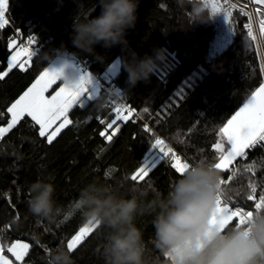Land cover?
<instances>
[{"label":"trees","instance_id":"16d2710c","mask_svg":"<svg viewBox=\"0 0 264 264\" xmlns=\"http://www.w3.org/2000/svg\"><path fill=\"white\" fill-rule=\"evenodd\" d=\"M99 13L98 0H8V23L0 28V72L5 73L0 77V127L9 120L11 103L62 53L87 62L96 75L118 61L111 81L140 118L134 123L119 120L115 134L109 128L102 137L100 132L116 116L99 95L70 110L69 125L51 144L40 137L38 125L28 117L0 137V243L5 245V255L14 241L29 246L23 260L14 264H44L48 250L67 248V239L87 221L73 203L91 180L120 182L125 189L151 185L166 194L182 175L167 159L158 161L143 181L130 179L140 161L154 154L151 145L156 135L188 164L202 159L214 165L212 145L219 129L263 83L247 20L225 0H139L135 25L125 33L126 43L96 44L92 52H85L72 43L73 22L81 14L90 19ZM16 36L31 37L40 52L25 69L6 71ZM145 57L152 59L154 68L130 87L123 64ZM109 135L111 141L106 139ZM219 172L225 182L223 198L231 206L252 211L264 192V143L247 150L228 171ZM38 178H51L55 185L54 197L63 209L55 221L37 218L27 209V188ZM152 219L153 214L146 213L136 223L149 258L160 257L163 264L166 257L153 247ZM102 239L100 228L86 237L72 251L76 264H103L98 251Z\"/></svg>","mask_w":264,"mask_h":264},{"label":"clouds","instance_id":"9594fccd","mask_svg":"<svg viewBox=\"0 0 264 264\" xmlns=\"http://www.w3.org/2000/svg\"><path fill=\"white\" fill-rule=\"evenodd\" d=\"M100 13L81 14L73 22L72 43L92 52L93 46L126 43L125 33L134 27L139 0H98ZM127 82L134 86L154 68L151 58L125 61ZM78 78L67 80L75 82ZM234 176L237 173L233 174ZM51 178L37 179L27 188L28 211L37 218L55 221L63 211L57 204ZM221 174L213 164L194 159L175 178L166 194L151 185L122 188L120 182L91 180L80 190L73 208L103 232L98 251L103 264H161L150 259L144 235L136 221L153 214V247L166 257L163 264H264V203L252 210L242 226L221 228L213 216L221 194ZM44 264H76L63 246L50 249Z\"/></svg>","mask_w":264,"mask_h":264},{"label":"snow or ice","instance_id":"6c2138e0","mask_svg":"<svg viewBox=\"0 0 264 264\" xmlns=\"http://www.w3.org/2000/svg\"><path fill=\"white\" fill-rule=\"evenodd\" d=\"M254 3L257 6L255 12L248 13L249 24L246 25L249 29L248 35L256 39L252 27L253 24H258L259 37L264 39V0H254ZM7 6L8 0H0V28L8 23L5 19ZM24 52L29 58L31 57V53L27 49ZM18 56L19 53L9 58L8 69L13 68ZM20 67L23 70L24 64L21 63ZM4 75V72H0V77ZM58 78H62L59 70L45 68L35 82L7 108L10 119L6 127H0V136H3L9 129H12L22 117L27 116L35 122V125L39 126L40 137H46L48 143L51 144L58 134H60L61 129L70 123L68 119L69 109L77 103L83 105L84 102L81 97L87 95L88 98H91L93 91H95L94 89L89 91L90 77L87 74H83L72 83L62 78L63 86L50 99L46 98L44 95L46 89ZM181 96L183 97V93H181ZM169 103H172V101ZM121 111H128L131 114L134 109L127 105H121L120 108L116 109V119L112 120L108 128L100 132L102 137L106 135L109 128L113 129L114 135L115 130L120 127L118 121H127L129 119L127 115L122 116L120 114ZM0 115L3 114L0 113ZM101 122L103 123V121ZM144 127L145 131L150 130L147 124ZM219 134L220 140L213 145L216 150L220 151V163L213 165L216 169L227 167L235 158L244 156L246 149L253 147L258 142H264V83H261L251 93V97L219 129ZM224 138H226L229 147L222 150ZM106 139L111 141L113 136L109 135ZM151 149L158 150V152L155 151V159L152 163L140 161L139 166L131 173L130 179L133 182L137 180L143 181L147 178L155 168L157 161L163 162L167 159L171 168L179 174H183L184 170L189 166L188 163H181V156L174 152L171 147H167L164 141L159 138L151 145ZM222 195L218 199L213 222L218 223L221 228L232 225H244L246 217L251 216L252 211H245L235 205L229 207L228 201L222 200ZM248 199L251 200L252 196L249 195ZM262 203H264V192H261L259 202L255 203V208H259ZM99 228L98 223L93 224L90 221H86L67 239V249L70 252L78 250V247L85 241V238L90 237ZM4 247L5 245L0 244V264H9V260L3 255ZM28 247V244L16 241L7 250L19 261L23 260Z\"/></svg>","mask_w":264,"mask_h":264},{"label":"built area","instance_id":"2783aa9c","mask_svg":"<svg viewBox=\"0 0 264 264\" xmlns=\"http://www.w3.org/2000/svg\"><path fill=\"white\" fill-rule=\"evenodd\" d=\"M225 4H227L233 11H237L240 14H242L246 20H247V25L249 24V16L248 13L255 12L256 9V5L254 3V0H225ZM241 5H245L246 6V10H242L239 8V6ZM5 19H6V15H5ZM7 20V19H6ZM247 31H249V29L246 27ZM252 31L253 34L256 36V39H253L252 37L249 36V38L252 40L258 58L260 59V68H261V73H262V77H263V81H264V39H261L259 37V25L258 24H253L252 27ZM16 51L21 55V60L17 63L16 67L18 69H21L20 64L23 63L24 64V68L29 64V62L33 59V57L35 55H37L40 52V49L35 45L34 40L31 38H25V39H21L19 36H16ZM27 49L30 53H31V57L29 58L28 55L25 54L24 50ZM60 57H62L65 62L71 66L74 67V70L76 73H82V72H90V68L87 62L84 61H80L78 59H76L75 57H72L71 55H68L67 53H62L60 55H58ZM92 77H93V82H92V87L97 88V90L99 91V94L104 96L108 102V107L110 108L111 112L116 116V109L120 108L121 105H127L128 107H130L123 99V95L122 92L120 91V89L111 81V79L104 77L103 75H96L92 73ZM131 108V107H130ZM122 116L123 115H127L129 117V119L127 121H131V122H137L140 120L139 116L136 114L135 111L131 112V114H129L128 111H121L120 113ZM122 122H125V120H120ZM159 138L161 140H163L161 137L157 136L155 137V140ZM154 140V142H155ZM164 141V140H163ZM264 142H258L256 145H254L253 147L247 149V150H254L257 147H259L260 145H262ZM164 144L167 147H170L169 145H167L165 142ZM181 163H187L183 158H181ZM223 183L222 185L225 183L224 180H221ZM222 200H225L222 196ZM229 207H232L229 203H228ZM238 222V219H237Z\"/></svg>","mask_w":264,"mask_h":264},{"label":"crops","instance_id":"0c3cea01","mask_svg":"<svg viewBox=\"0 0 264 264\" xmlns=\"http://www.w3.org/2000/svg\"><path fill=\"white\" fill-rule=\"evenodd\" d=\"M17 65V64H16ZM45 68H51V69H57V70H59L60 72H61V74H62V78L63 79H65V80H70V79H72L73 77H77V78H79L81 75H83V74H87L89 77H90V83H89V85H88V88H89V91H91V90H95V91H93V93H92V97L91 98H88V96L87 95H85V96H83V97H81V99L83 100V105H81V104H79V103H77V104H74L73 105V107L72 108H74L75 106H79V107H84L88 102H90V101H93L94 99H96L97 97H99V91L97 90V88H95V87H92V82H93V77H92V73H90V72H82V73H76L75 72V70H74V67L73 66H71V65H69V64H67L66 62H65V60L62 58V57H60V56H56V57H54L52 60H51V62L47 65V67H45ZM44 68V69H45ZM44 71V70H43ZM105 74V73H104ZM104 74H103V76H104ZM40 75V74H39ZM38 75V76H39ZM37 76V77H38ZM105 77V76H104ZM62 78H58V79H56L47 89H46V91H45V93H44V95H45V97L46 98H51L53 95H55V93L59 90V88L60 87H62L63 86V79ZM37 79V78H36ZM35 79V80H36ZM109 79H111V78H109ZM35 80L32 82V83H34L35 82ZM32 85V84H31ZM30 85V86H31ZM29 86V87H30ZM27 90V89H26ZM251 97V96H250ZM249 97V98H250ZM248 98V99H249ZM247 99V100H248ZM246 100V101H247ZM245 101V102H246ZM244 102V103H245ZM243 103V104H244ZM11 106V105H10ZM243 106V105H242ZM241 106V107H242ZM72 108H70L69 109V112H70V110L72 109ZM68 112V113H69ZM8 115H9V119H10V114L8 113ZM25 117H27V116H25ZM25 117H22L21 118V120L23 119V118H25ZM30 120H31V118L30 117H28ZM19 122V121H18ZM17 122V123H18ZM34 122V121H33ZM35 123V122H34ZM69 124H67L63 129H65L67 126H68ZM7 126V124L5 125V126H2V127H6ZM15 126V125H14ZM13 126V127H14ZM39 127V126H38ZM63 129H61V131L63 130ZM11 129H9V131H10ZM8 131V132H9ZM8 132H6L5 134H7ZM4 134V135H5ZM3 135V136H4ZM0 137H2V136H0ZM46 138V137H45ZM47 140V139H46ZM218 140H220V134L217 136V139L214 141V144L218 141ZM213 144V145H214ZM213 145H212V151L215 153V159H216V163H220V151H218V150H216L214 147H213ZM229 147V145L227 144V140H226V138H224V141H223V148H222V150L223 149H227ZM247 151V149L245 150V152ZM242 157V156H241ZM241 157H237V158H235L233 161H231V163L227 166V167H225V168H222V169H218V171H228L229 170V168L231 167V165L237 160V159H239V158H241ZM16 241H14L13 243H15ZM21 243H25V244H27L26 242H24V241H20ZM12 243V244H13ZM1 244V243H0ZM12 244H10L9 245V247L12 245ZM8 249V248H7ZM28 249H29V247H28ZM27 252H28V250L25 252V254H24V257H25V255L27 254ZM3 255H5L4 253H3ZM5 257L9 260V264H14L15 262H20L21 260H16V257L11 253V252H8V250H7V255H5Z\"/></svg>","mask_w":264,"mask_h":264},{"label":"rangeland","instance_id":"374dc122","mask_svg":"<svg viewBox=\"0 0 264 264\" xmlns=\"http://www.w3.org/2000/svg\"><path fill=\"white\" fill-rule=\"evenodd\" d=\"M10 49L12 50V52H11V55H10V57H12L13 55H15V54H17L18 52L16 51V43L15 42H12L11 44H10ZM9 57V58H10ZM9 60V59H8ZM21 60V55L19 54V56H18V59L14 62V66H13V68L14 67H16V64L19 62ZM258 60H260L259 58H258ZM118 61H114L111 65H110V67L106 70V72H105V74H104V76L106 77V78H113L114 76H115V74L117 73V71H118ZM259 67H260V62H259ZM9 70H11V69H8V64H7V70L6 71H9ZM260 70H261V68H260ZM262 80H263V77H262ZM263 83H264V81H263ZM155 151H157L158 152V150H154V154H151L150 155V157L147 159V163H152L153 162V160L155 159ZM158 162V161H157ZM156 162V163H157Z\"/></svg>","mask_w":264,"mask_h":264},{"label":"bare ground","instance_id":"6f19581e","mask_svg":"<svg viewBox=\"0 0 264 264\" xmlns=\"http://www.w3.org/2000/svg\"><path fill=\"white\" fill-rule=\"evenodd\" d=\"M239 8L242 9V10H246V6L245 5H241V6H239Z\"/></svg>","mask_w":264,"mask_h":264}]
</instances>
